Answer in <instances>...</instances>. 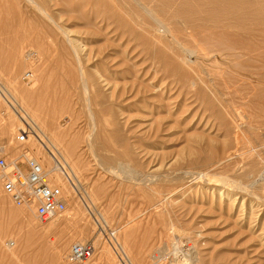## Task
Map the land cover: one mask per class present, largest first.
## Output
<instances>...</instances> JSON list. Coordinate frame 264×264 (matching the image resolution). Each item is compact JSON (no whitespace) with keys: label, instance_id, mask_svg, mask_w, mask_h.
Masks as SVG:
<instances>
[{"label":"rangeland","instance_id":"1","mask_svg":"<svg viewBox=\"0 0 264 264\" xmlns=\"http://www.w3.org/2000/svg\"><path fill=\"white\" fill-rule=\"evenodd\" d=\"M219 1L0 0V151L23 108L79 180L57 223L0 181V264H264V0Z\"/></svg>","mask_w":264,"mask_h":264},{"label":"built area","instance_id":"2","mask_svg":"<svg viewBox=\"0 0 264 264\" xmlns=\"http://www.w3.org/2000/svg\"><path fill=\"white\" fill-rule=\"evenodd\" d=\"M33 74L27 71L24 80L31 81ZM4 94V92H3ZM42 141L34 127L27 121L18 128L14 140L19 154L9 160L4 151H0V181L2 191L18 207L33 208L38 219L49 221L61 216L68 207V194L59 185L58 174H62L71 186L76 187L79 180L68 164L60 160L47 163L31 142ZM13 246L14 241L7 244ZM95 245L91 242H76L71 246L69 259L73 264L89 260L95 254Z\"/></svg>","mask_w":264,"mask_h":264},{"label":"bare ground","instance_id":"3","mask_svg":"<svg viewBox=\"0 0 264 264\" xmlns=\"http://www.w3.org/2000/svg\"><path fill=\"white\" fill-rule=\"evenodd\" d=\"M216 1H219V0H210V2L208 3L209 5H211V8L212 9H214V10H217V6H216V4H215V2ZM221 1V0H220ZM219 1V2H220ZM223 1H225V0H223ZM222 2V1H221ZM225 3V2H224ZM220 4V3H219ZM227 4V3H226ZM231 4V3H230ZM223 5V4H222ZM234 5V4H233ZM250 6V5H249ZM243 7V6H242ZM263 7V6H262ZM246 8V7H245ZM231 9H233V7L232 6H230L229 8H228V10H231ZM244 9V8H243ZM264 9V8H263ZM237 11H238V9H237ZM252 11V10H251ZM253 11H255V10H253ZM206 12V11H205ZM207 13V12H206ZM218 13V12H217ZM229 13V14H228ZM235 13V12H234ZM233 13V11H226V15L227 16H229L230 14H234ZM237 13V12H236ZM242 13V12H241ZM248 13V12H247ZM246 13V14H247ZM254 13V12H253ZM212 13H210L209 15L212 17V15H211ZM215 14V13H214ZM209 15H207V16H209ZM242 15V14H241ZM237 16V15H236ZM240 16V15H239ZM244 16V15H243ZM257 16V15H256ZM201 17H203V16H201ZM235 16H233L232 18H234ZM254 17H255V15H254ZM244 18V17H243ZM248 18V17H247ZM214 19H216V18H214ZM221 19V18H220ZM208 20H209V18H208ZM234 20H237L236 18H234ZM221 21H222V19H221ZM241 21V20H240ZM211 22H213V21H211ZM211 22H209V23H211ZM218 22V21H217ZM227 23H229L228 21H226ZM231 22V21H230ZM215 23V22H214ZM233 23V22H232ZM243 23V22H242ZM244 23H246L245 21H244ZM216 24V23H215ZM218 24V23H217ZM231 24V23H230ZM234 24H235V22H234ZM228 25V24H227ZM236 25V24H235ZM218 26V25H217ZM224 26V25H223ZM243 26V25H242ZM229 27V26H228ZM227 27V28H228ZM232 29V28H231ZM224 30V29H223ZM226 30V29H225ZM238 34V33H237ZM163 37V36H162ZM226 38H228V37H226ZM234 38V37H233ZM236 40V39H235ZM189 51V50H188ZM194 51V50H193ZM192 50H191V52H192V54L194 53ZM220 51V50H219ZM195 53H196V51H195ZM19 54V53H18ZM241 54V53H240ZM246 54V53H245ZM195 55V54H194ZM197 55V54H196ZM242 55V54H241ZM15 57H16V55H14ZM198 56V55H197ZM196 56V57H197ZM201 56H203V55H201ZM184 57V56H183ZM198 57H200V56H198ZM20 58V57H19ZM189 59V58H188ZM16 60H17V58H16ZM192 60V59H191ZM19 63V62H18ZM184 63V62H183ZM187 63V62H186ZM186 65V64H185ZM33 74V73H32ZM25 75V74H24ZM23 75V76H24ZM33 78V77H32ZM37 86V84H34L33 85V87L32 88H35ZM4 92L5 94H6V96H7V98L9 97V94L6 92V91H8V90H0V93L1 94H3L2 92ZM6 100H8L6 97H4ZM9 104H10V106H12L13 107V105H12V103L9 101ZM15 104V103H14ZM119 108V107H118ZM13 110V109H12ZM17 113H19V118H20V120L22 121V122H25L24 121V118H26L27 120H29V121H32L31 123L33 124V126L35 127V128H37L38 126H37V123L34 121V119L32 118V116L26 111V110H24L23 108H22V110L19 112V110H15ZM14 112V111H13ZM130 114V113H129ZM128 114V115H129ZM176 114V113H175ZM121 116V115H120ZM150 120H152V119H150ZM22 126V125H21ZM156 126H158V125H156ZM238 127V126H237ZM39 128V127H38ZM37 128V129H38ZM40 129V128H39ZM52 131V130H51ZM52 133V132H51ZM52 135H53V137L55 138V136L57 137V140H60V139H62V138H64L65 136H66V133H64V132H61V131H57V132H53L52 133ZM40 138L42 139V141H38L39 142V144H40V148L38 147V150H39V152H40V154H44V156L47 158V162L48 163H53V162H55V161H57V160H60L62 163H64V164H67L66 162H63L60 158H59V156L57 155V152L55 151L56 150V148H55V146L52 144V142H50L49 140L50 139H48V137L47 136H45V135H43V134H40ZM47 140V141H46ZM63 141V140H62ZM262 146V145H261ZM246 150V149H245ZM262 151V150H261ZM59 152V151H58ZM262 169V168H261ZM248 170V169H247ZM251 170H253V169H251ZM250 170V171H251ZM258 170H256L255 171V173L257 172ZM260 172H262V170L260 171ZM252 173H254V172H252ZM259 173V172H258ZM246 174V173H245ZM257 174V173H256ZM255 175V174H254ZM62 176L65 178V176L64 175H62V174H58V178H59V182H58V184L59 185H61L60 184V180L62 179ZM251 176H253V175H251ZM256 176V175H255ZM259 176V175H258ZM257 177V176H256ZM255 177V178H256ZM239 178V177H238ZM260 178V177H259ZM66 179V178H65ZM127 179V178H126ZM258 179V178H257ZM264 179V178H263ZM1 180V179H0ZM67 180V179H66ZM211 180V179H210ZM213 180V179H212ZM243 180V179H242ZM253 180V179H252ZM255 180V179H254ZM67 182H68V180H67ZM247 182V181H246ZM248 183V182H247ZM68 184L70 185V183L68 182ZM78 185L79 184H77L76 183V187H73V186H71L70 185V187H71V189L75 192V193H78V191H79V187H78ZM250 185V184H249ZM254 185V184H253ZM251 186H252V184H251ZM245 187V186H244ZM260 195V194H259ZM83 199V198H82ZM262 199H263V197H262ZM261 201L262 200H260L259 201V203H261ZM263 201H264V199H263ZM252 202V201H251ZM258 206V205H257ZM264 206V205H263ZM90 209V208H89ZM25 216V215H24ZM23 216V218H25ZM27 216V215H26ZM72 216V215H71ZM24 220V219H23ZM57 220L58 219H54V223H57ZM96 221H98V220H96ZM53 222V221H52ZM23 237H24V235H23ZM22 240V239H21ZM9 244V243H8ZM183 246V245H182ZM190 247V246H189Z\"/></svg>","mask_w":264,"mask_h":264}]
</instances>
